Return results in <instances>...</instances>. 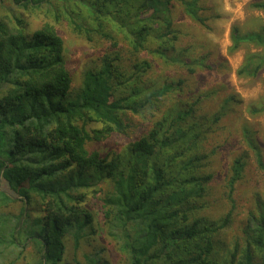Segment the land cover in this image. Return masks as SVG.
I'll return each mask as SVG.
<instances>
[{
  "label": "trees",
  "instance_id": "obj_1",
  "mask_svg": "<svg viewBox=\"0 0 264 264\" xmlns=\"http://www.w3.org/2000/svg\"><path fill=\"white\" fill-rule=\"evenodd\" d=\"M8 1L25 11L48 4L56 21L65 17L88 40H112L114 31L136 52L156 43L153 53L168 62H179L170 56L178 40L172 18L176 4L192 21L209 29L196 0ZM251 7L264 10V0ZM17 20L15 28L0 19V183L4 179L9 188L0 190V208L17 194L29 205L38 199L43 215L32 220L24 209L8 231L11 220L0 214V246L8 241L19 246L17 236L23 233L26 241L39 247L42 264H61L68 237L78 248L95 233L94 215L85 203L90 195L104 193V224L125 254L126 264H264V204L249 212L237 236L230 242L226 237L235 223V190L248 165L247 156L234 159L226 179L228 212L217 221L203 215L209 209L206 198L214 176L199 170L208 155L197 154L198 143L222 114L208 126V117L179 108L123 151L106 156L91 152L89 143L124 133L123 115L160 101L175 85L165 83L143 102L138 97L129 102L127 97L126 104L118 105L110 101L116 87L107 81L114 70L112 59L105 56L103 68L87 71L85 87L75 91L65 44L55 27L47 22L29 33ZM231 43V52L243 45L262 50L248 54L238 70L240 77L259 76L264 71V26L246 33L234 26ZM231 101L234 97L226 105ZM262 113L264 105L251 108L252 115ZM89 123H102V128L87 129ZM242 137L264 172L254 132L245 126ZM24 182H29L28 187H22Z\"/></svg>",
  "mask_w": 264,
  "mask_h": 264
},
{
  "label": "rangeland",
  "instance_id": "obj_2",
  "mask_svg": "<svg viewBox=\"0 0 264 264\" xmlns=\"http://www.w3.org/2000/svg\"><path fill=\"white\" fill-rule=\"evenodd\" d=\"M196 1L204 9L202 15L208 19L209 29L192 21L180 4H176L172 10L173 28L178 32V40L170 56L178 58L179 62H168L153 53V49L158 47L156 43H149L148 48L136 52L114 31H111L112 40L102 37L88 40L85 35L77 33L65 17L56 21L52 6L48 4H43L40 9L25 11L11 1L0 0V19L16 28L19 18L23 22L22 27L29 33L39 30L47 22L53 25L64 41L65 57L75 91L85 87L87 71L103 68L105 56L112 59L114 70L107 81L111 87H116V93L110 101L118 105L126 104L127 97L130 98L129 102L137 97L136 100L141 99L143 102L151 91L160 89L165 83L175 85L174 90L160 101L144 105L138 113L123 115L127 126L124 133L114 132L99 142L89 143L91 152L106 156L110 152L123 151L131 141L146 136L154 123L161 121L165 114L179 108H191L196 116L208 117V126L215 115L222 114L218 124L210 126L211 131L203 141L197 142L199 153L195 152L199 156L208 155L199 170L214 176L206 198L209 209L203 213L214 221L229 210L225 188L234 159L240 155L247 156L248 165L235 190L238 203L235 223L227 229L226 237L230 242L231 238L237 236L240 227L245 225L249 212H255L259 204H264V172L259 170L254 153L242 137L243 128H251L264 159V113L251 114L252 107L264 105V71L256 78L238 76L245 57L262 50L243 45L238 51L231 52V31L234 26L242 33L259 30L264 26V10L251 7L262 0ZM199 65L202 67L199 68ZM122 83L127 84L129 89H123ZM90 89H93V85ZM230 97H234L235 101L226 105ZM94 128H102V123L87 125V129ZM28 184L24 182L22 187H28ZM8 189L7 182L2 179L0 190ZM103 195H90L85 203L94 215L95 233L91 232L78 248L73 237H68L66 254L61 264H126L125 254L111 239L104 224ZM13 198L7 207L0 208L1 217L11 220L8 231L13 229L12 224L24 209L26 216L28 214L32 220L43 215V207L38 199L32 200L29 205L21 195L15 194ZM17 239L19 246L11 245L9 241L0 246V263L42 264L39 247L31 240L26 241L23 233Z\"/></svg>",
  "mask_w": 264,
  "mask_h": 264
}]
</instances>
